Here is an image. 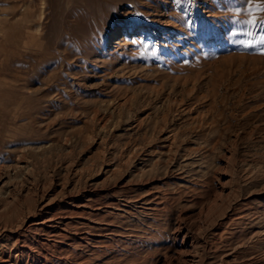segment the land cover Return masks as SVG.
<instances>
[{"label":"rangeland","instance_id":"1","mask_svg":"<svg viewBox=\"0 0 264 264\" xmlns=\"http://www.w3.org/2000/svg\"><path fill=\"white\" fill-rule=\"evenodd\" d=\"M261 4L0 0V251L186 264V235L197 264H264ZM59 187L66 232L28 230Z\"/></svg>","mask_w":264,"mask_h":264},{"label":"bare ground","instance_id":"2","mask_svg":"<svg viewBox=\"0 0 264 264\" xmlns=\"http://www.w3.org/2000/svg\"><path fill=\"white\" fill-rule=\"evenodd\" d=\"M127 33H128V29H123V30H121V37L123 36H126L127 35ZM61 198V199H58V198ZM48 198V197H47ZM63 199H66V193H65V189L63 188V187H59L57 190H54V191H52L51 192V194H50V198L46 201V202H44V203H42L40 206H39V213H40V216L38 217V218H36V219H33V220H31V221H27V224H26V228L28 229V230H30V231H47V233H48V231H50L51 233H52V237H54V236H57V237H59L62 233H65L66 232V224H68V223H66V221L67 220H69L70 221V219L69 218H66V216H64V213H61L62 211H60V213H54L53 212V210L55 209V207H57V202L58 201H60V200H63ZM148 199V198H147ZM86 200H87V198H86ZM91 200V199H90ZM89 200V201H90ZM87 202H88V200H87ZM68 203V202H67ZM128 203V202H127ZM73 205H76V204H73ZM77 206V205H76ZM79 206V205H78ZM76 207V208H74V209H79V207ZM83 206V205H82ZM90 206V205H89ZM59 207V206H58ZM71 207V206H70ZM84 207H86L85 205H84ZM146 207V206H145ZM144 207V208H145ZM66 209V208H65ZM62 210V209H61ZM64 210V209H63ZM87 210V209H86ZM57 211V210H56ZM59 211V210H58ZM76 211V210H75ZM80 211V210H79ZM81 211H83V210H81ZM77 212V211H76ZM66 213H69V212H66ZM83 213V212H82ZM81 213V214H82ZM90 213V212H89ZM36 214V213H35ZM78 214V213H77ZM80 214V215H81ZM69 215H71L70 213H69ZM78 216V215H77ZM28 217V216H27ZM71 222V221H70ZM75 222H77V221H75ZM74 222V223H75ZM87 222V221H86ZM91 223V222H90ZM69 225V224H68ZM67 225V226H68ZM86 226V225H85ZM69 227V226H68ZM73 227V226H72ZM81 227V226H80ZM79 227V228H80ZM74 228V227H73ZM4 230V229H3ZM27 230V231H28ZM10 231V230H9ZM23 231V230H22ZM80 231H81V229H80ZM12 232V231H11ZM82 232V231H81ZM19 233H21V231L19 232ZM18 233V234H19ZM23 233H25V232H23ZM69 233V232H68ZM29 234V233H28ZM32 234V233H31ZM30 234V235H31ZM36 234H37V232H36ZM45 234V233H44ZM50 234V233H49ZM83 234V233H82ZM111 234V233H110ZM3 236V235H2ZM21 236H22V234H21ZM21 236H16L15 238H16V240H15V242L18 244V243H20L21 241ZM33 236V235H32ZM35 236V235H34ZM65 236H66V234H65ZM81 236V235H80ZM30 237V236H29ZM37 237L39 238L40 237V233H39V235H37ZM77 237V236H76ZM99 237V236H98ZM2 238V237H1ZM33 238V237H32ZM44 238V237H43ZM83 238H84V236H83ZM83 238H79V239H81V240H83ZM87 238V237H86ZM30 239V238H29ZM35 239V238H34ZM39 239H41V238H39ZM52 239V238H51ZM70 239V238H69ZM97 239V238H96ZM194 239V238H193ZM191 237L189 238V237H187L186 235H184V236H182L181 237V241H180V245H181V248L182 249H186V248H188V250H190V251H187V252H184V251H182V252H180V253H178L179 255H180V257H183L182 259L184 260V262L187 264H197V253H196V243H195V241L193 240ZM56 240V239H55ZM93 240V239H92ZM12 241H14V240H12ZM22 241H23V239H22ZM35 241L37 242V238L35 239ZM46 241V240H45ZM52 241V240H51ZM53 241H54V239H53ZM73 241V240H72ZM26 242V241H25ZM48 242V241H47ZM60 242H62V241H60ZM84 242V241H83ZM87 242V241H86ZM6 243V242H5ZM4 243V244H5ZM23 243H24V241H23ZM28 243V242H27ZM38 243H40L39 241H38ZM10 244H11V242H10ZM22 244V243H21ZM29 244V243H28ZM69 244V243H68ZM72 244V243H71ZM88 244V243H87ZM1 245V244H0ZM15 245V244H14ZM18 245H20V244H18ZM45 246H46V244H44ZM48 245V244H47ZM78 245V244H77ZM8 246V245H7ZM31 246V245H30ZM32 246H34V245H32ZM50 246H52V245H50ZM61 246V245H60ZM73 246V245H72ZM1 247V246H0ZM4 247V246H3ZM19 248H16L14 251H13V255H11V254H9V252H8V254L7 253H5V252H7V251H5V252H3L2 250L0 251V264H32V258L34 259L35 258V256L37 255V257H38V252H33V251H31L30 249L28 250L26 247H24V245L23 246H18ZM37 247V246H36ZM55 247V246H54ZM87 247V246H86ZM198 247V246H197ZM8 248H10V247H8ZM32 248V247H31ZM46 248H48V246L46 247ZM52 248V247H51ZM71 248V247H70ZM80 248H81V246H80ZM1 249V248H0ZM35 249V251L38 249V251H39V247L36 249V248H34ZM45 249V248H44ZM62 249V248H61ZM82 249V248H81ZM84 249V248H83ZM10 250V249H9ZM51 250V249H50ZM60 250V249H59ZM181 250V249H180ZM54 251H56V248H55V250ZM61 251H63V250H61ZM75 251V250H74ZM41 252V251H40ZM57 252V251H56ZM55 252V253H56ZM42 253V252H41ZM47 253V252H46ZM48 253H50V252H48ZM44 254V253H43ZM64 254V253H63ZM39 255H41V254H39ZM45 255V254H44ZM53 255V254H52ZM42 258V257H41ZM25 259V260H24ZM38 259V258H37ZM44 259H45V257H44ZM83 259V258H82ZM29 261H30V263H29ZM45 261V260H44ZM46 262H48V261H46ZM50 262V261H49ZM48 262V263H49Z\"/></svg>","mask_w":264,"mask_h":264},{"label":"snow or ice","instance_id":"3","mask_svg":"<svg viewBox=\"0 0 264 264\" xmlns=\"http://www.w3.org/2000/svg\"><path fill=\"white\" fill-rule=\"evenodd\" d=\"M249 3H251V0H248ZM258 7L261 8V10H264V4L259 5ZM250 23H254V21H250ZM264 42V40H262Z\"/></svg>","mask_w":264,"mask_h":264}]
</instances>
